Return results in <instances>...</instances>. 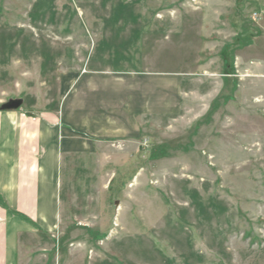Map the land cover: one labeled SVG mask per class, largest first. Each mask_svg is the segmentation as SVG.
<instances>
[{
  "label": "rangeland",
  "instance_id": "rangeland-1",
  "mask_svg": "<svg viewBox=\"0 0 264 264\" xmlns=\"http://www.w3.org/2000/svg\"><path fill=\"white\" fill-rule=\"evenodd\" d=\"M120 1L0 0V100L126 150L53 238L68 264L86 239L104 264H264V0Z\"/></svg>",
  "mask_w": 264,
  "mask_h": 264
},
{
  "label": "crops",
  "instance_id": "crops-1",
  "mask_svg": "<svg viewBox=\"0 0 264 264\" xmlns=\"http://www.w3.org/2000/svg\"><path fill=\"white\" fill-rule=\"evenodd\" d=\"M104 48L99 53L107 52ZM79 110L73 108L71 113ZM28 112L23 106L0 109V264H47L57 258L58 264H68L73 257L66 251L69 241L55 240L53 233L73 224L77 216L69 203L76 200L86 198L85 212L92 224L95 205L106 193L94 177L103 176L106 166L124 164L126 150L124 143L117 145L99 130L83 128L78 119L67 121L62 109L58 116L57 108ZM114 118L107 119V124H115ZM125 125L122 120L120 132L125 133ZM82 242L75 248L79 264H104L103 251L94 250L90 239Z\"/></svg>",
  "mask_w": 264,
  "mask_h": 264
},
{
  "label": "water",
  "instance_id": "water-1",
  "mask_svg": "<svg viewBox=\"0 0 264 264\" xmlns=\"http://www.w3.org/2000/svg\"><path fill=\"white\" fill-rule=\"evenodd\" d=\"M21 105H22V99L10 98L0 105V109L2 110L18 109Z\"/></svg>",
  "mask_w": 264,
  "mask_h": 264
},
{
  "label": "trees",
  "instance_id": "trees-1",
  "mask_svg": "<svg viewBox=\"0 0 264 264\" xmlns=\"http://www.w3.org/2000/svg\"><path fill=\"white\" fill-rule=\"evenodd\" d=\"M236 39H239V37H237ZM227 48V47H226ZM226 48L224 50H222V55H224V52L226 51Z\"/></svg>",
  "mask_w": 264,
  "mask_h": 264
}]
</instances>
